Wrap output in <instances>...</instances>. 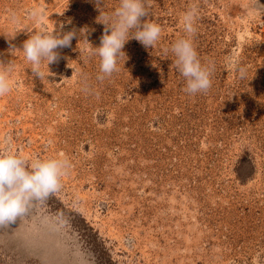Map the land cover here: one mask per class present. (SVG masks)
<instances>
[{
  "label": "rangeland",
  "instance_id": "rangeland-1",
  "mask_svg": "<svg viewBox=\"0 0 264 264\" xmlns=\"http://www.w3.org/2000/svg\"><path fill=\"white\" fill-rule=\"evenodd\" d=\"M146 3L159 41L129 39L101 80L119 0H0V151L69 162L48 218L0 225V264H264V0ZM41 29L77 34L43 79L19 51ZM182 37L212 69L204 92L184 91Z\"/></svg>",
  "mask_w": 264,
  "mask_h": 264
},
{
  "label": "clouds",
  "instance_id": "clouds-1",
  "mask_svg": "<svg viewBox=\"0 0 264 264\" xmlns=\"http://www.w3.org/2000/svg\"><path fill=\"white\" fill-rule=\"evenodd\" d=\"M102 0H97L101 3ZM148 14L146 0H119V6L110 14H104L103 24L107 26L101 37L100 46L93 48L99 57V67L104 79L117 70V62L125 56L122 49L129 39H135L146 48L155 45L161 36V27L154 21L141 23V18ZM33 15H38L33 13ZM197 10L186 11L181 18L183 30L188 37L194 33V22ZM110 30V34H109ZM76 32L69 31L63 35L49 33L46 30L35 31L23 43L22 50L25 59L30 62L32 72L39 78H44L41 68L57 62L58 48L71 46ZM188 37L177 39L171 45L175 56V64L185 79L184 91L194 95L206 91L211 86V71L209 66L202 64L192 40ZM17 50H12V55ZM167 51V50H166ZM14 64L0 63V96L11 91V73ZM241 76L246 69L238 68ZM69 162L63 156L52 158L26 159L10 149L0 151V225L16 223L17 219L30 213L48 218L47 203L61 189V178L66 174Z\"/></svg>",
  "mask_w": 264,
  "mask_h": 264
}]
</instances>
